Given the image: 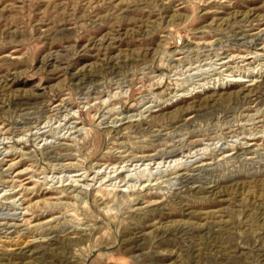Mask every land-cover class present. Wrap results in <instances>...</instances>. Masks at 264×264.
<instances>
[{
    "label": "rangeland",
    "instance_id": "374dc122",
    "mask_svg": "<svg viewBox=\"0 0 264 264\" xmlns=\"http://www.w3.org/2000/svg\"><path fill=\"white\" fill-rule=\"evenodd\" d=\"M0 264H264V0H0Z\"/></svg>",
    "mask_w": 264,
    "mask_h": 264
},
{
    "label": "bare ground",
    "instance_id": "6f19581e",
    "mask_svg": "<svg viewBox=\"0 0 264 264\" xmlns=\"http://www.w3.org/2000/svg\"><path fill=\"white\" fill-rule=\"evenodd\" d=\"M236 39H237V38H236ZM234 41H235V40H234ZM243 143H244V142H243ZM158 154H159V153H158ZM161 154L163 155V153H161ZM155 156H157V155H155ZM155 156H153L152 158H154ZM174 172H175V171H174ZM173 174H174V173H173ZM194 175L196 176V174H194ZM183 176H184V175H183ZM188 176H190V175H188ZM197 176L200 177L199 174H198ZM174 177H175V176H174ZM177 177H178V175H177ZM177 177H176V178H177ZM176 178H175V179H176ZM183 178H184V177H183ZM185 178H186V176H185ZM193 178H194V177H193ZM196 179H198V178L196 177ZM183 181H184V180H183ZM185 181L187 182V179H185ZM193 181H194V179H193ZM183 184H184V183H183ZM171 231H172V230H171Z\"/></svg>",
    "mask_w": 264,
    "mask_h": 264
}]
</instances>
